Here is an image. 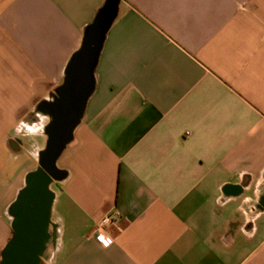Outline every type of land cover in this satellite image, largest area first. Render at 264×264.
Instances as JSON below:
<instances>
[{"label": "crops", "instance_id": "crops-1", "mask_svg": "<svg viewBox=\"0 0 264 264\" xmlns=\"http://www.w3.org/2000/svg\"><path fill=\"white\" fill-rule=\"evenodd\" d=\"M109 1L0 0V263ZM57 168L41 264H264V0H120Z\"/></svg>", "mask_w": 264, "mask_h": 264}, {"label": "water", "instance_id": "water-1", "mask_svg": "<svg viewBox=\"0 0 264 264\" xmlns=\"http://www.w3.org/2000/svg\"><path fill=\"white\" fill-rule=\"evenodd\" d=\"M120 0H110L89 29L82 49L73 58L64 84L52 104L48 142L40 168L29 175L13 210L14 236L2 254L0 264H41L49 241L53 193L50 185L61 179L57 161L74 137L89 98L95 90V71L106 34L117 17Z\"/></svg>", "mask_w": 264, "mask_h": 264}, {"label": "built area", "instance_id": "built-area-1", "mask_svg": "<svg viewBox=\"0 0 264 264\" xmlns=\"http://www.w3.org/2000/svg\"><path fill=\"white\" fill-rule=\"evenodd\" d=\"M112 222H113L112 219L106 215L98 222L96 226L95 233H96L97 239L103 244H106L104 235L108 227L112 224Z\"/></svg>", "mask_w": 264, "mask_h": 264}, {"label": "trees", "instance_id": "trees-1", "mask_svg": "<svg viewBox=\"0 0 264 264\" xmlns=\"http://www.w3.org/2000/svg\"><path fill=\"white\" fill-rule=\"evenodd\" d=\"M102 13V12H101ZM99 16H100V14H99ZM98 19V18H97ZM96 22V21H95ZM94 25V24H93Z\"/></svg>", "mask_w": 264, "mask_h": 264}]
</instances>
